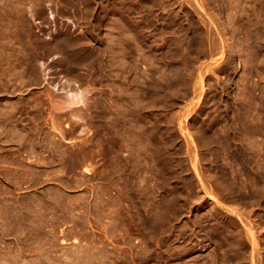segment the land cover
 <instances>
[{"label":"rangeland","instance_id":"obj_1","mask_svg":"<svg viewBox=\"0 0 264 264\" xmlns=\"http://www.w3.org/2000/svg\"><path fill=\"white\" fill-rule=\"evenodd\" d=\"M0 264H264V0H0Z\"/></svg>","mask_w":264,"mask_h":264},{"label":"bare ground","instance_id":"obj_2","mask_svg":"<svg viewBox=\"0 0 264 264\" xmlns=\"http://www.w3.org/2000/svg\"><path fill=\"white\" fill-rule=\"evenodd\" d=\"M257 35V34H256ZM45 46V45H44ZM43 49V47H42ZM56 50V49H55ZM32 58V57H31ZM29 70V69H28ZM56 70V69H55ZM59 71V70H58ZM57 71V72H58ZM62 71V70H61ZM32 74V73H31ZM67 75V74H66ZM41 77V76H40ZM62 77V76H61ZM29 78V77H28ZM81 81V80H80ZM70 81L69 82H66L64 87H62L61 89H59V91H62L63 93V100L62 102H64L65 104V109L67 108H73V107H76V106H80L82 105L84 102H85V99H86V94L84 92V90H81V89H73L71 88L70 86ZM74 83V82H73ZM64 84V82H63ZM74 85V84H73ZM55 86L57 87V84H55ZM63 86V85H62ZM54 87V88H56ZM59 88V87H57ZM52 89V88H51ZM86 90V89H85ZM54 93V92H52ZM88 93V92H87ZM58 96V95H57ZM88 96V95H87ZM51 99H54V98H51ZM59 102V101H58ZM51 103V102H50ZM62 104V103H61ZM58 109V108H57ZM61 109V108H60ZM59 109V110H60ZM63 109V107H62ZM64 110V109H63ZM69 110V109H68ZM72 112V111H70ZM80 114V113H79ZM78 115V114H77ZM52 118V117H51ZM55 118V117H54ZM52 120V119H51ZM57 125V124H56ZM56 127V126H55Z\"/></svg>","mask_w":264,"mask_h":264}]
</instances>
